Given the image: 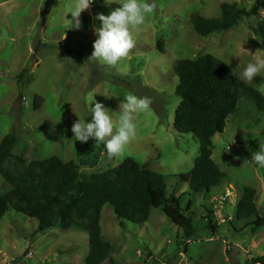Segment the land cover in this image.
<instances>
[{"label": "rangeland", "instance_id": "rangeland-1", "mask_svg": "<svg viewBox=\"0 0 264 264\" xmlns=\"http://www.w3.org/2000/svg\"><path fill=\"white\" fill-rule=\"evenodd\" d=\"M76 2L0 0V142L15 133L19 141L14 155L29 162L51 158L74 162L86 176L132 158L164 179L167 195L179 200L196 235L188 241L159 209L152 210L143 225L127 221L121 225L107 205L102 212V236L113 249L111 259L103 264H253L255 257L264 255V227L253 233L251 226L264 217V169L251 160L264 143V112L243 98L224 133L213 138L212 158L226 175L214 190L231 186L239 203L245 188L257 192L255 216L221 225L213 235L204 222L209 195L196 194L178 179L194 168L200 143L194 135L179 134L173 128L181 103L175 65L211 54L241 79L249 62L264 59V44L254 31L264 19V0H147L155 5L154 11L139 31H133L135 46L114 67L88 62V58L101 23L96 16L109 15L122 0H89L79 17V30L71 27ZM225 3H240L243 21L228 32L198 35L191 26L193 16L219 18ZM24 70L27 74L19 83ZM246 83L264 95V71L253 84ZM128 94L151 101L146 111L134 114L136 136L112 162L104 152L97 166L90 165L94 154L88 152L90 139L75 141L73 123L90 122V106L95 103H102L116 121L119 105ZM36 99L43 101L38 109ZM10 190L0 175V196ZM237 208L231 209L232 214ZM38 228L36 219L10 209L0 221V262L86 263L87 232L74 227L38 233Z\"/></svg>", "mask_w": 264, "mask_h": 264}, {"label": "trees", "instance_id": "trees-1", "mask_svg": "<svg viewBox=\"0 0 264 264\" xmlns=\"http://www.w3.org/2000/svg\"><path fill=\"white\" fill-rule=\"evenodd\" d=\"M219 18L194 15L193 30L201 37L224 33L243 21L240 3H225ZM264 44V19L254 29ZM179 78L176 95L181 103L175 112L174 130L179 134H192L200 143V154L194 168L178 179L198 193L209 195L226 178L214 162L213 138L223 134L230 117L236 114L240 100L251 99L260 112H264V95L237 77L230 67L206 54L196 61L179 60L175 65ZM24 70L19 83L24 79ZM43 101L35 100L40 108ZM19 141L15 133L0 142V175L11 190L0 196V221L11 209L39 222L38 233L60 228H79L89 235L90 252L85 264H103L111 259L112 245L102 236L101 219L105 206H112L121 225L147 223L152 210H162L189 241L196 235L193 222L180 208L179 200L166 193L164 179L132 158L105 172L83 175L74 162L65 163L58 158L27 161L13 154ZM88 152H94L89 164L97 166L105 152L104 143L96 145L90 139ZM97 149V152H95ZM189 208V207H188ZM257 213V192L247 187L243 191L237 219L247 221ZM233 225V223H232ZM213 235L218 228L207 225ZM252 232L264 227V217L251 224ZM253 264H264V255L253 259Z\"/></svg>", "mask_w": 264, "mask_h": 264}, {"label": "clouds", "instance_id": "clouds-1", "mask_svg": "<svg viewBox=\"0 0 264 264\" xmlns=\"http://www.w3.org/2000/svg\"><path fill=\"white\" fill-rule=\"evenodd\" d=\"M90 3L89 0H77L71 13L75 24H71V27L74 26L76 30L81 28L79 17ZM119 5L107 16L104 14L96 16L101 23L95 29L94 50L88 62H99L107 67L116 66L135 46L133 31L140 30L155 8V5L147 0H122ZM262 71H264V59L249 62L241 73V79L253 84L254 78ZM150 103L147 97L126 95L119 105L116 121L113 120L114 114L109 109L102 103H95L94 106H90V122L79 119L73 123L71 131L74 140L87 143L89 139H94L96 143H104L110 157L121 155L136 136L134 114L146 111ZM251 160L256 166L264 169V143L259 145L258 151L252 153Z\"/></svg>", "mask_w": 264, "mask_h": 264}, {"label": "built area", "instance_id": "built-area-1", "mask_svg": "<svg viewBox=\"0 0 264 264\" xmlns=\"http://www.w3.org/2000/svg\"><path fill=\"white\" fill-rule=\"evenodd\" d=\"M229 150H231V147H229ZM209 197V207L205 209L204 218V222L207 225L218 228L224 224H232L237 219L240 203L238 202L237 194L231 186L222 191H212ZM235 206L238 207L236 215L231 212V209ZM26 257L31 258L32 254H27ZM0 264H12V262L9 259H3Z\"/></svg>", "mask_w": 264, "mask_h": 264}, {"label": "water", "instance_id": "water-1", "mask_svg": "<svg viewBox=\"0 0 264 264\" xmlns=\"http://www.w3.org/2000/svg\"><path fill=\"white\" fill-rule=\"evenodd\" d=\"M32 262H33L34 264H39V260H36V259H33Z\"/></svg>", "mask_w": 264, "mask_h": 264}, {"label": "crops", "instance_id": "crops-1", "mask_svg": "<svg viewBox=\"0 0 264 264\" xmlns=\"http://www.w3.org/2000/svg\"><path fill=\"white\" fill-rule=\"evenodd\" d=\"M213 192L216 191V190H212Z\"/></svg>", "mask_w": 264, "mask_h": 264}]
</instances>
